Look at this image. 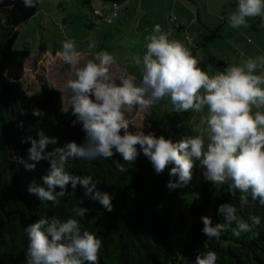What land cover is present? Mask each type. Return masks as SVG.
Here are the masks:
<instances>
[{
    "label": "clouds",
    "instance_id": "clouds-1",
    "mask_svg": "<svg viewBox=\"0 0 264 264\" xmlns=\"http://www.w3.org/2000/svg\"><path fill=\"white\" fill-rule=\"evenodd\" d=\"M38 3L39 0H23L25 8H35ZM254 17L264 18V0H238L229 21L232 28L238 29L249 27L248 20ZM145 40L143 57L132 58L141 79L124 72L119 83L112 72L116 66L112 54L101 51L94 60L87 59V53L78 51L74 41L63 42L56 56L69 66L74 77L64 84L69 90L64 102L75 117L72 126L79 124L84 138L82 143L72 140L51 150L49 145H57L59 138L49 137L43 130L37 132L38 139L22 138V143L31 146L25 156L13 155L12 163L26 171H35L40 161L49 164L41 177L42 185L34 181L28 187L29 194L36 195L42 203L58 206L62 198L73 195L80 186L84 197L111 212L114 195L102 191L100 182L91 175L70 174L66 165L70 160L92 162L97 157L107 160L119 154L124 163H117L115 168L124 174L128 170L125 164L132 166L143 154L157 175L171 165L166 182L170 192L187 187L194 169L199 167L204 182L228 185L231 196L239 192L241 207L247 205L249 194L264 206V56L242 59L210 75L188 46H194L191 36L186 34V43L170 40L169 34L156 24ZM93 47L95 44L90 43L88 51ZM165 97L170 98L178 113H201L199 125L193 128L198 135L173 141L163 135L157 137L154 132L130 131L127 113L134 109L147 111ZM32 114L44 115L39 109H33ZM18 127L23 128V121ZM75 211L82 220L91 209L80 207ZM217 214L223 216L224 223L214 224L211 216L200 217L201 233L209 238L219 237L232 224L237 237L261 224L259 216L245 221L231 203L220 204ZM24 230L29 243L23 264H100L103 241L82 229L78 219L62 222L56 217L41 218ZM218 259L216 252L208 251L197 255L194 264H217Z\"/></svg>",
    "mask_w": 264,
    "mask_h": 264
},
{
    "label": "trees",
    "instance_id": "trees-1",
    "mask_svg": "<svg viewBox=\"0 0 264 264\" xmlns=\"http://www.w3.org/2000/svg\"><path fill=\"white\" fill-rule=\"evenodd\" d=\"M7 13V8L0 7V28L6 31L0 36V264H23L29 243L24 229L51 217L62 222L78 219L82 229L101 238L100 264H194L197 255L208 251L217 253V264H264V206L249 194L247 205L241 207L239 192L231 196L228 185H222L217 193L216 186L205 182L200 202L193 201L186 213L179 212L173 220V205L164 204L166 182L143 154L132 166L125 164L128 170L124 174L115 168L117 163H124L119 154L107 160L97 157L92 162L70 160L66 165L70 174L91 175L100 182L102 191L114 195L111 212L84 197L80 186L58 206L29 194L28 187L34 181L42 185L41 177L49 164L40 161L35 171H26L12 163L13 155L25 156L31 146L22 143V138L38 139L37 132L43 130L47 136L59 138L57 145H49L51 150L72 140L82 143L84 132L79 124L72 126L75 117L71 108L64 110L62 90L43 80L41 92L29 95L25 91L22 78L31 51L15 48L12 31L2 21ZM209 59L213 70L227 66L214 55ZM33 109L44 115L34 116ZM20 121L23 128L18 127ZM68 191H72L70 184ZM222 203L235 205L245 221L259 216L261 224L239 237L233 234L235 224L227 226L219 237H207L201 233L200 217L211 216L214 224L224 223L223 216L217 214ZM80 207L91 209L82 220L75 211Z\"/></svg>",
    "mask_w": 264,
    "mask_h": 264
},
{
    "label": "rangeland",
    "instance_id": "rangeland-1",
    "mask_svg": "<svg viewBox=\"0 0 264 264\" xmlns=\"http://www.w3.org/2000/svg\"><path fill=\"white\" fill-rule=\"evenodd\" d=\"M126 1L129 5L127 8H122ZM175 1L181 0H40L35 8H25L21 0H0V7L8 9L2 21L12 31L15 48H26L31 51L25 62L22 78L25 91L29 95L41 92L42 84L47 81L63 91V102L69 94L64 84L74 77L71 75L69 66L56 56V52L62 50V44L67 40L74 41L78 51L86 52L87 59L94 60L95 54L101 51L112 54L116 58V66L112 69L116 82L124 73L119 68L125 69L137 80L141 79L140 70L133 63L132 58L136 55L143 57L147 43L145 37L151 34L156 24H160L162 30L169 34L170 40L175 39L186 43L187 34L193 38L194 44L195 41L196 43L199 41L200 47L199 49L195 47L193 53H197L201 60L200 66L210 75L219 74L226 69L213 70V64L209 59L211 55L222 58L228 65L238 64L242 59L249 57L264 56L263 18H249V27L237 29L230 25L229 18L237 10V0H224L230 5L227 21H223L222 18L225 6L223 4L220 19L217 20L214 16L210 18L212 22H218L217 29L211 30L213 27L209 25V30L203 29L201 35H197L192 29L187 32L181 29L180 33H177L175 29L170 28V25L174 24L168 23L169 17L175 16L172 22L180 25L177 14L179 8L173 7ZM218 1L221 0H195L194 4L190 3L193 6L192 16L198 19L196 14L199 5L203 10V22H206L205 13L209 5L212 6L213 12H216V8L219 7ZM116 4L120 6V15L114 23H108L93 13L95 9H100L104 15H108ZM148 22L151 25H147ZM198 25L201 26L199 21L193 26ZM146 26L149 28L144 31ZM189 26L186 28L188 29ZM5 33V29L0 28V36ZM199 36L202 38L200 39ZM90 43H94L95 47L89 52ZM245 44H251L252 49L247 51ZM63 106L64 110L70 109L65 102ZM204 112L206 113L207 109ZM200 116L201 113L195 111L185 113L174 111L169 97H165L147 111L134 109L126 114L130 131L144 130L146 134L154 132L157 137L163 135L173 141H179L184 136L198 135L199 133L193 131V128L199 125ZM170 168L171 165L161 174L165 182L169 179ZM203 183L205 182L202 178V169L197 167L187 187L171 192L165 187L164 204L173 205V220L179 212L186 213L189 204L193 201L200 202ZM216 187L218 193L220 186ZM197 194L199 199L196 198Z\"/></svg>",
    "mask_w": 264,
    "mask_h": 264
},
{
    "label": "crops",
    "instance_id": "crops-1",
    "mask_svg": "<svg viewBox=\"0 0 264 264\" xmlns=\"http://www.w3.org/2000/svg\"><path fill=\"white\" fill-rule=\"evenodd\" d=\"M141 1H143V0H141ZM194 2H195V0H184V1H175L174 2V4H173V7H174V9H176V8H179V12L177 13L178 14V19H179V23H180V25L179 24H177V22L176 23H173L172 21H170V19H169V21H168V23L170 22V23H172V24H174V25H170V28L171 29H175V31H177V33H180V31H181V29L182 30H185L186 32H187V30H189V29H192L193 31H195L196 33H197V35H201V33H202V30L203 29H207V30H209V28H208V26L209 25H211V27H213L211 30H214V29H217L216 27H218V22H212L211 21V17L212 16H214V17H216L217 18V20H219L220 19V15H221V10H222V7H223V4L225 5L224 7H223V16H222V18H223V21H227V16H228V11H229V7H230V5H229V3L227 4L224 0H221L220 2H219V7H217L216 8V12H213V10H212V6L211 5H209V7H208V9H207V11H206V13H205V16H206V22H203V16H202V12H203V10H202V8L198 5V12H197V14H196V16H197V18L198 19H195V16H192V13H193V6L192 5H190V3H192V4H194ZM234 3H236V1H234ZM129 5V3L126 1L125 2V5L124 6H122V8H127V6ZM141 6V5H140ZM121 8V9H122ZM146 14H147V12H146ZM145 14V15H146ZM133 16V15H132ZM141 17H143L142 15H141ZM143 18H141V20H142ZM197 21H199V23L201 24V26L200 25H198V26H193V25H195V24H197ZM167 23V26H169V24ZM140 27H141V22H140ZM147 25H151L150 24V22H148V24ZM190 25V26H189ZM187 26H189L188 27V29L186 28ZM142 28H144V27H142ZM147 28H149L148 26H146L143 30L145 31V30H148ZM169 28H167V30H168ZM174 31V32H175ZM200 37V36H199ZM202 37H200V39H201ZM195 40V39H194ZM190 48H191V51L193 52L194 51V49H195V47L196 48H198L199 49V47H200V43H199V41L196 43V41H195V44H194V46L193 45H188ZM229 47V46H228ZM244 47H245V49L247 50V51H249L250 49H252V46H251V44L250 45H248V44H245L244 45ZM230 48V47H229ZM47 50V49H46ZM49 51V50H48ZM193 55H196L197 56V53H193ZM217 57V56H216ZM218 58V57H217ZM220 60H223L222 58L220 59ZM224 62H226L225 60H223ZM227 63V62H226ZM227 66H228V63H227ZM226 66V67H227ZM225 67V68H226ZM120 70H122V72H126L127 73V71L125 70V69H121V68H119Z\"/></svg>",
    "mask_w": 264,
    "mask_h": 264
},
{
    "label": "built area",
    "instance_id": "built-area-1",
    "mask_svg": "<svg viewBox=\"0 0 264 264\" xmlns=\"http://www.w3.org/2000/svg\"><path fill=\"white\" fill-rule=\"evenodd\" d=\"M238 1V0H237ZM94 14L99 17L100 19H104L108 23H114L115 20L120 15V6L118 4L115 5V8L111 10V12L108 15H104L103 12L100 9H95ZM170 21H173L175 19L174 17H169Z\"/></svg>",
    "mask_w": 264,
    "mask_h": 264
}]
</instances>
